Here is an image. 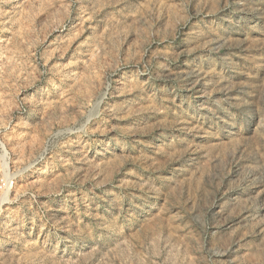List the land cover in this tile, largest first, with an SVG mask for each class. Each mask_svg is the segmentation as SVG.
Instances as JSON below:
<instances>
[{"label": "rangeland", "instance_id": "rangeland-1", "mask_svg": "<svg viewBox=\"0 0 264 264\" xmlns=\"http://www.w3.org/2000/svg\"><path fill=\"white\" fill-rule=\"evenodd\" d=\"M0 264H264V0H0Z\"/></svg>", "mask_w": 264, "mask_h": 264}]
</instances>
